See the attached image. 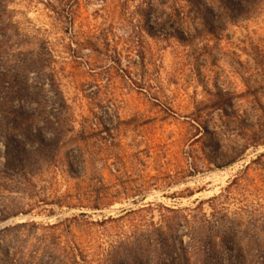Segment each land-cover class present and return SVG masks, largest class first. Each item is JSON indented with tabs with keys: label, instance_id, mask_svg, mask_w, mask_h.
<instances>
[{
	"label": "rangeland",
	"instance_id": "374dc122",
	"mask_svg": "<svg viewBox=\"0 0 264 264\" xmlns=\"http://www.w3.org/2000/svg\"><path fill=\"white\" fill-rule=\"evenodd\" d=\"M215 1L0 0V264H264V0Z\"/></svg>",
	"mask_w": 264,
	"mask_h": 264
},
{
	"label": "trees",
	"instance_id": "16d2710c",
	"mask_svg": "<svg viewBox=\"0 0 264 264\" xmlns=\"http://www.w3.org/2000/svg\"><path fill=\"white\" fill-rule=\"evenodd\" d=\"M188 1L189 0H186V2L188 3ZM213 2H212V5H216V3H218L217 1H215V0H212ZM250 2L249 0H232V4H231V2H227L226 0L225 1H221L222 3H226L225 4V6H226V8H228L229 10H231V12H232V9H233V7L234 6H238V7H240V8H245V5H246V3L247 2ZM213 6V7H214ZM220 17V16H219ZM219 17H217L216 19L218 20L219 19ZM212 19H214L213 17H212ZM21 97H22V95H21ZM44 108H42L41 110H43ZM23 112V111H22ZM196 124V127L198 128V129H202L201 128V125L199 124V123H195ZM17 156H12L10 159H9V165H13V164H15V161H17Z\"/></svg>",
	"mask_w": 264,
	"mask_h": 264
}]
</instances>
